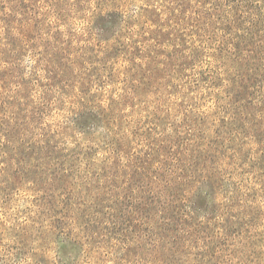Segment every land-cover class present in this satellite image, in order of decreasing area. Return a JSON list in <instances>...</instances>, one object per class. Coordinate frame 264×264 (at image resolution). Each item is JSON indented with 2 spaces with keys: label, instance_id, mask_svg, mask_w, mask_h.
<instances>
[{
  "label": "rangeland",
  "instance_id": "1",
  "mask_svg": "<svg viewBox=\"0 0 264 264\" xmlns=\"http://www.w3.org/2000/svg\"><path fill=\"white\" fill-rule=\"evenodd\" d=\"M0 264H264V0H0Z\"/></svg>",
  "mask_w": 264,
  "mask_h": 264
}]
</instances>
